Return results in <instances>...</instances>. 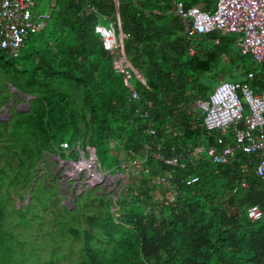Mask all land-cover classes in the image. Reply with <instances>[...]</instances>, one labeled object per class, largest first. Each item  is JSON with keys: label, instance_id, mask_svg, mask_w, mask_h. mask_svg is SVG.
Wrapping results in <instances>:
<instances>
[{"label": "trees", "instance_id": "obj_1", "mask_svg": "<svg viewBox=\"0 0 264 264\" xmlns=\"http://www.w3.org/2000/svg\"><path fill=\"white\" fill-rule=\"evenodd\" d=\"M177 1L205 10L216 2L118 0L117 7L113 0H37L50 12L46 24L15 55L0 51V114L8 103V118L0 119V181L29 184L48 154L75 159L82 150L96 158L110 151L120 168L121 153L130 161L148 146L149 174H139V186L128 185V176L116 199L103 198L100 213L86 216L82 230L96 241L82 243L75 264H264V181L255 175L256 156L236 151L227 163L215 164L206 152L196 153L202 144L216 146L219 133L205 132L193 108L225 73L263 91L264 66L242 54L235 37L218 31L195 38L190 54ZM103 20L123 33L136 101L96 32ZM207 40L211 47L202 44ZM155 153L177 154L181 165H165ZM164 175L170 185L157 183ZM252 205L263 211L261 219L247 217ZM70 232L80 236L78 228ZM4 245L0 235V249ZM23 245L12 243L9 250L38 264L36 251Z\"/></svg>", "mask_w": 264, "mask_h": 264}, {"label": "built area", "instance_id": "obj_2", "mask_svg": "<svg viewBox=\"0 0 264 264\" xmlns=\"http://www.w3.org/2000/svg\"><path fill=\"white\" fill-rule=\"evenodd\" d=\"M113 1L117 3V0ZM39 7L37 0H0V51L15 55L25 39L46 24L50 12L39 10ZM174 8L189 40L190 54L195 52L196 37L217 30L223 34L237 35L240 52L250 55L255 62L264 66V0H217L212 10L198 6L186 8L182 1H177ZM91 9L95 10L94 7ZM96 32L100 35L104 49L114 55L113 67L122 74L123 82L130 92L129 99L138 100V92L131 81L136 73L124 52L116 24L113 21L107 25L98 24ZM193 108L201 114L205 132L209 135L219 133L216 146L206 150L208 158L215 164H224L236 151L253 154L257 159L255 175L264 181V92L256 93L244 81L223 80L207 98L197 99ZM136 111L143 113L140 108ZM144 115L147 116V113ZM148 132L152 136L156 134L151 126ZM60 146L64 150L69 148L68 142H62ZM171 149L174 150L173 147ZM78 151L75 159H61L66 168L67 180L77 181L79 175L84 174L85 185L89 187L104 184L117 188L123 184L117 190L119 196L120 189L127 183L123 181L125 176L149 174V167L145 165L150 154L148 146L143 148L142 156L130 160L128 164L122 162L124 172L119 175L124 176L123 180H117L116 173H102L96 158L87 157L82 150ZM198 152L200 149L196 150ZM153 156L168 166L181 165V156L177 154L165 156L155 153ZM246 167V164L241 166L243 170ZM196 180L197 177H193L187 180V184ZM156 181L161 185H170L166 175ZM262 216L263 211L257 205L247 209V217L251 221L259 220Z\"/></svg>", "mask_w": 264, "mask_h": 264}, {"label": "rangeland", "instance_id": "obj_3", "mask_svg": "<svg viewBox=\"0 0 264 264\" xmlns=\"http://www.w3.org/2000/svg\"><path fill=\"white\" fill-rule=\"evenodd\" d=\"M38 9L49 12L44 3ZM102 23L108 24L106 20H103ZM229 36L235 37L234 34H229ZM212 43L210 40L202 42L206 47H211ZM220 78L213 84L214 88L220 80H234L227 76V73L220 76ZM131 81L134 82V79ZM27 97L16 105L17 109H21L26 104ZM15 99V97L12 98L11 105L14 104ZM6 107L4 106L0 119L8 118V111L4 110ZM205 152L206 146L202 144L200 153L204 155ZM73 158L71 156L65 159L71 160ZM120 158L122 160L121 164L123 161L127 162L126 164L130 162L125 160L127 158H125L124 153L120 154ZM96 159L101 164L98 169L102 173L124 172L123 166L117 167L116 157L110 151L108 153L101 152V155L99 154ZM65 169V165L59 156L48 154L40 161L36 174L39 177H35L36 179H33L29 183L30 185L27 183L23 185L7 178L0 181V235L5 242V245L0 249V264H35L32 260L25 261V259H22L12 248L10 252L9 245L12 243L22 242L25 248L36 251L38 254L36 262H39L38 264H48L46 263L48 259H53V262L49 264H56L55 258H57V264H75L80 257L82 243L96 241L94 237L86 238L85 232L82 230L85 226H88L86 216L99 214L98 202L103 198L106 200L116 199L117 190L123 184L117 186V188L101 184L91 190L95 185L90 187L85 185L84 174H80V178L75 182L66 180V182H71L72 186L77 184L75 189L78 195L74 198L69 190L64 192L60 188L64 184L61 178L65 174ZM130 173H133L132 169ZM132 175L130 178L132 180L128 182V185L132 184L133 187H138L140 176L136 175L138 177H135L134 174ZM145 175L147 176V174ZM106 190L111 194L113 193L112 196L104 193ZM79 194L83 195L78 197ZM109 202L104 203V209L108 207ZM116 209L117 207L113 203L111 206L112 212ZM74 228L80 230V236L77 238L74 233L70 232ZM92 229L96 231L97 227L94 225Z\"/></svg>", "mask_w": 264, "mask_h": 264}, {"label": "crops", "instance_id": "obj_4", "mask_svg": "<svg viewBox=\"0 0 264 264\" xmlns=\"http://www.w3.org/2000/svg\"><path fill=\"white\" fill-rule=\"evenodd\" d=\"M216 1H217V0H216ZM38 4H39V3H38ZM215 4H216V2H215ZM214 7H215V6H214ZM212 9H214V8H211V9H209V10H212ZM204 10H205V9H204ZM216 31H217V30H216ZM218 32H220V31H218ZM207 34H208V33H207ZM220 34H222V35H229V34H223V33H221V32H220ZM203 35H205V34H203ZM203 35H201V36H203ZM234 35H235V34H234ZM199 37H200V36H198V37H196V38H199ZM235 38H236V45L238 46V36L235 35ZM194 40H195V39H194ZM215 42L218 43V40H216ZM238 48H239V46H238ZM244 55H246V54H244ZM256 63H257V62H256ZM221 76H224V74H222ZM219 78H220V77H219ZM219 78H218V79H219ZM237 78H240V79H237ZM220 79H222V78H220ZM221 81H223V80H220L219 83H220ZM232 81H241V82H242V81H244V80H243L240 76H238V77H236V78H235L234 80H232ZM244 82H245V81H244ZM219 83H218V84H219ZM213 90H214V89H213ZM213 90H212V91H213ZM212 91H211V92H212ZM211 92H210V93H211ZM261 92H264V90L261 91ZM256 93H260V92H256ZM108 173L110 174V172H108ZM115 173H116V175H118L117 180H119V179H120V180H123L124 176H120V175H119V174H120L119 172H114L113 174H115ZM130 178H131V177H130ZM127 179H129L128 176H125V179H124L123 181H126V182H127V181H128ZM118 183H119V181H118ZM118 183H117V185H118ZM70 185H71V186H70ZM64 186L67 187V189H65ZM97 186H99V185H97ZM95 187H96V186L92 187L91 190H92L93 188H95ZM60 188H61V191L63 190L64 192H66V191H68V190L70 191L71 188H72V183H71V182H67V184H62V185L60 186ZM123 190H124V188L120 189L119 192L122 193ZM82 192H83V191H82ZM97 193H99V191H97ZM112 194H113V193H112ZM112 194H111V196H112ZM108 195H109V194H108Z\"/></svg>", "mask_w": 264, "mask_h": 264}, {"label": "water", "instance_id": "obj_5", "mask_svg": "<svg viewBox=\"0 0 264 264\" xmlns=\"http://www.w3.org/2000/svg\"><path fill=\"white\" fill-rule=\"evenodd\" d=\"M116 6L118 7V0H117V3H116ZM119 26H120V23H119ZM119 39H120V41H121V43L123 44V33L121 32V29L119 28ZM123 48H124V46H123ZM29 97H27V99H28ZM27 99H26V102H27ZM7 104L8 103H5V107L7 106ZM5 111H7V109L5 108L4 109ZM120 175H122V173H120ZM80 178V176L78 177V179ZM61 180H62V182L64 183V184H67V182H66V180H67V178H66V176H65V174H64V176H63V178H61ZM75 182V181H74ZM75 184V183H74ZM77 186V184H75V186H72V188H71V190H70V194H71V196H73L74 198L78 195L77 194V192H76V189H75V187ZM65 187V186H64ZM65 189H67V187H65Z\"/></svg>", "mask_w": 264, "mask_h": 264}, {"label": "flooded vegetation", "instance_id": "obj_6", "mask_svg": "<svg viewBox=\"0 0 264 264\" xmlns=\"http://www.w3.org/2000/svg\"><path fill=\"white\" fill-rule=\"evenodd\" d=\"M108 191V190H107Z\"/></svg>", "mask_w": 264, "mask_h": 264}]
</instances>
